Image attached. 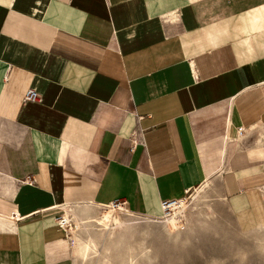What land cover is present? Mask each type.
Here are the masks:
<instances>
[{
    "label": "crops",
    "instance_id": "crops-1",
    "mask_svg": "<svg viewBox=\"0 0 264 264\" xmlns=\"http://www.w3.org/2000/svg\"><path fill=\"white\" fill-rule=\"evenodd\" d=\"M261 124L264 0H0V264H73L62 205L208 182L258 227Z\"/></svg>",
    "mask_w": 264,
    "mask_h": 264
},
{
    "label": "rangeland",
    "instance_id": "rangeland-1",
    "mask_svg": "<svg viewBox=\"0 0 264 264\" xmlns=\"http://www.w3.org/2000/svg\"><path fill=\"white\" fill-rule=\"evenodd\" d=\"M255 133L254 145L264 150V124ZM84 207L90 208V217L80 213ZM107 212L121 225L99 223L98 217ZM57 214L69 221L73 264H264V223L238 230L218 182L192 189L167 220L91 203L65 204Z\"/></svg>",
    "mask_w": 264,
    "mask_h": 264
},
{
    "label": "built area",
    "instance_id": "built-area-1",
    "mask_svg": "<svg viewBox=\"0 0 264 264\" xmlns=\"http://www.w3.org/2000/svg\"><path fill=\"white\" fill-rule=\"evenodd\" d=\"M39 99V94L33 89L27 90L23 96V101L36 102L39 101ZM243 132V127H239L237 129L238 136H242ZM184 203L185 196L183 198L178 199L172 198L162 200L160 202L161 213L157 217L161 220H167L171 218L176 214L177 211H179L183 207ZM104 207L109 208L111 211L129 212V209L126 206V202L122 199L113 200ZM57 225L59 228L66 229V227L69 225V221L64 216H58Z\"/></svg>",
    "mask_w": 264,
    "mask_h": 264
},
{
    "label": "bare ground",
    "instance_id": "bare-ground-1",
    "mask_svg": "<svg viewBox=\"0 0 264 264\" xmlns=\"http://www.w3.org/2000/svg\"><path fill=\"white\" fill-rule=\"evenodd\" d=\"M263 147V146H262ZM97 205V204H96ZM97 206H99V205H97ZM90 208H88V207H84V208H82L81 209V212L80 213H82V214H86V215H91V213H90ZM90 217V216H89ZM99 223H101V224H107V222H112V223H114V224H116V225H121L120 224V220H119V218L117 217V216H115L114 214H110V213H105V214H103V215H101L100 217H98V220H97ZM172 225H174V223H175V220H171V221H169ZM85 250V249H84Z\"/></svg>",
    "mask_w": 264,
    "mask_h": 264
}]
</instances>
